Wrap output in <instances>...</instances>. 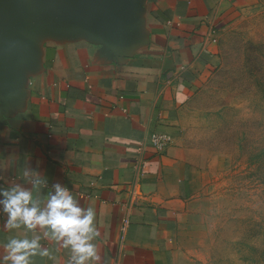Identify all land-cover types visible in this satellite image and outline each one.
Returning a JSON list of instances; mask_svg holds the SVG:
<instances>
[{
	"label": "crops",
	"instance_id": "0c3cea01",
	"mask_svg": "<svg viewBox=\"0 0 264 264\" xmlns=\"http://www.w3.org/2000/svg\"><path fill=\"white\" fill-rule=\"evenodd\" d=\"M256 1L0 0V264H176L185 106Z\"/></svg>",
	"mask_w": 264,
	"mask_h": 264
},
{
	"label": "rangeland",
	"instance_id": "374dc122",
	"mask_svg": "<svg viewBox=\"0 0 264 264\" xmlns=\"http://www.w3.org/2000/svg\"><path fill=\"white\" fill-rule=\"evenodd\" d=\"M217 45L218 65L184 110L201 207L176 264H264V0Z\"/></svg>",
	"mask_w": 264,
	"mask_h": 264
},
{
	"label": "built area",
	"instance_id": "2783aa9c",
	"mask_svg": "<svg viewBox=\"0 0 264 264\" xmlns=\"http://www.w3.org/2000/svg\"><path fill=\"white\" fill-rule=\"evenodd\" d=\"M170 139L167 134L156 133L152 136V143L160 150L165 149L169 145Z\"/></svg>",
	"mask_w": 264,
	"mask_h": 264
}]
</instances>
